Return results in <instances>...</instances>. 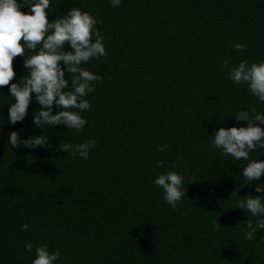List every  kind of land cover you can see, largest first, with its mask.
I'll list each match as a JSON object with an SVG mask.
<instances>
[{
	"label": "trees",
	"instance_id": "obj_1",
	"mask_svg": "<svg viewBox=\"0 0 264 264\" xmlns=\"http://www.w3.org/2000/svg\"><path fill=\"white\" fill-rule=\"evenodd\" d=\"M32 2L17 0L23 12ZM71 8L98 21L107 55L81 67L102 79L85 97L79 133L37 128L35 94L23 121L11 124L14 98L0 88V264H32L41 244L59 250L55 264H264V230L245 239L247 222L259 218L236 207L248 195L264 196L255 191L264 174L243 178L249 161L224 154L212 137L220 127L247 126L235 119L240 110L264 114V102L222 67L264 59V0H121L119 7L50 0L49 22ZM32 54L25 46L24 58ZM24 58L13 61L12 83L27 74ZM13 131L21 139L42 135L50 147L12 148ZM86 140L96 142L87 159L59 149ZM249 160H264V148ZM168 171L183 177L186 191L175 209L154 183Z\"/></svg>",
	"mask_w": 264,
	"mask_h": 264
},
{
	"label": "clouds",
	"instance_id": "obj_2",
	"mask_svg": "<svg viewBox=\"0 0 264 264\" xmlns=\"http://www.w3.org/2000/svg\"><path fill=\"white\" fill-rule=\"evenodd\" d=\"M121 0H111L114 7L120 6ZM28 12L21 11L17 0H0V88L8 87L14 102L8 108V121L11 124L22 122L27 115L30 102L35 94L36 102L42 106L38 114L33 116L32 123L41 129L42 125H64L68 130L79 133L87 124L80 113L90 108L85 97L94 91L93 83L102 77L81 67L92 58L105 57L103 37L96 30L98 21L87 11L71 8L66 14L49 22L48 12L50 0H34L26 4ZM94 38V40H93ZM68 44L70 51L64 50ZM25 46L31 51L25 59ZM39 46V47H38ZM233 47L243 51L245 45L236 43ZM23 57V67L27 70L22 83H12L16 73L13 61ZM222 67L228 72V78L236 84H247L250 93L264 102V59L259 62L241 60L238 65H231L224 61ZM65 73L71 79L65 78ZM53 105L57 106L55 113ZM76 109L78 111H73ZM251 113V114H250ZM237 121H245L247 126L220 127L214 130L213 146L222 149L226 155L236 160L249 161L242 168V177L248 181H258L264 174V160H249V152L257 147L264 148V114L256 111L255 107L248 111H238ZM8 143L12 148L21 145L28 149L48 146V138L40 135L21 139L18 132L9 133ZM95 140L72 145L60 143L59 149L72 155L79 154L87 159L89 150L95 146ZM166 146H158V151H165ZM157 166L164 162L157 161ZM183 177L175 171L159 174L154 183L163 189L164 200L175 209L186 191L182 187ZM239 188L233 190L237 193ZM257 193L264 192V187L256 186ZM238 209L249 211L258 217L253 225L247 222L245 239L254 240V233L264 230V196L248 195L237 201ZM218 227H221L216 220ZM27 224L21 225L27 231ZM264 243V240L260 241ZM26 251H33V244L25 242ZM60 259L59 250L50 252L47 245L35 247V258L32 264H55Z\"/></svg>",
	"mask_w": 264,
	"mask_h": 264
}]
</instances>
